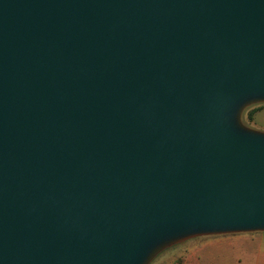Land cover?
Returning a JSON list of instances; mask_svg holds the SVG:
<instances>
[{"label": "water", "instance_id": "obj_1", "mask_svg": "<svg viewBox=\"0 0 264 264\" xmlns=\"http://www.w3.org/2000/svg\"><path fill=\"white\" fill-rule=\"evenodd\" d=\"M248 96L264 0H0V264L264 229V136L230 118Z\"/></svg>", "mask_w": 264, "mask_h": 264}, {"label": "crops", "instance_id": "obj_2", "mask_svg": "<svg viewBox=\"0 0 264 264\" xmlns=\"http://www.w3.org/2000/svg\"><path fill=\"white\" fill-rule=\"evenodd\" d=\"M189 238L183 264H264V229ZM187 242V241H186Z\"/></svg>", "mask_w": 264, "mask_h": 264}, {"label": "rangeland", "instance_id": "obj_3", "mask_svg": "<svg viewBox=\"0 0 264 264\" xmlns=\"http://www.w3.org/2000/svg\"><path fill=\"white\" fill-rule=\"evenodd\" d=\"M230 118L232 125L240 133L264 136V97H243L235 105ZM194 232L196 231H179L156 238L138 264H183L185 245L192 242L188 239H200L199 234Z\"/></svg>", "mask_w": 264, "mask_h": 264}]
</instances>
